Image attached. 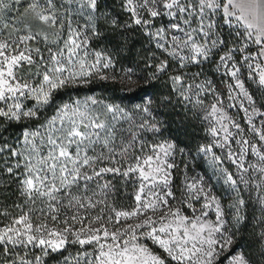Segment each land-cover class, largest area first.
Returning <instances> with one entry per match:
<instances>
[{"label":"snow or ice","instance_id":"obj_1","mask_svg":"<svg viewBox=\"0 0 264 264\" xmlns=\"http://www.w3.org/2000/svg\"><path fill=\"white\" fill-rule=\"evenodd\" d=\"M94 80L143 102L56 104ZM253 204L264 244V0H0V264H252Z\"/></svg>","mask_w":264,"mask_h":264},{"label":"trees","instance_id":"obj_2","mask_svg":"<svg viewBox=\"0 0 264 264\" xmlns=\"http://www.w3.org/2000/svg\"><path fill=\"white\" fill-rule=\"evenodd\" d=\"M109 4H112L114 0H107ZM147 45L144 43L142 37H135L128 45L129 51H126L121 57L122 66L127 67L130 61L139 62L144 48ZM151 91L157 92V94L166 93L167 88L164 82H157L156 88L151 89ZM128 95L126 90H122V86L118 82L104 81V80H94L93 83L87 87L68 89L65 92L56 94V104L59 105L60 102L66 101L67 98H84L87 96H94L97 98H103L107 100H113L117 103H121L124 106L132 107L135 104L142 103L138 97L134 99L125 98ZM143 96V93H140ZM51 111H46L45 115H51ZM171 135L177 139L181 145L185 142L197 143L203 137L204 133L200 132L199 125L190 126L189 122L184 120L182 115H176L175 113L171 117ZM20 126L14 125L9 132V135L18 134ZM195 133V136L193 135ZM247 245V242H244ZM245 254H249L248 251L244 249ZM254 255L253 251L250 255ZM55 264V261H53Z\"/></svg>","mask_w":264,"mask_h":264},{"label":"rangeland","instance_id":"obj_3","mask_svg":"<svg viewBox=\"0 0 264 264\" xmlns=\"http://www.w3.org/2000/svg\"><path fill=\"white\" fill-rule=\"evenodd\" d=\"M69 98H67L66 101L60 102L59 104L69 102ZM196 142L203 143L205 141L200 138V140H197ZM252 159L254 160L255 157H252ZM205 167H207V165H205ZM208 176H212V170L210 168L208 169ZM213 183L218 194H222V202L225 204L230 203L231 201L229 200L228 195L224 192V186L215 180H213ZM246 213L247 219L245 220V223L240 226V231L237 234L234 247L236 248L237 252H244V249L248 251L249 254L246 255L250 257L252 264H264V244H261L257 236L258 226H256V217L260 215L258 206L255 204L249 206L246 209ZM245 241L247 242V245H244ZM148 243L150 246H152L151 242ZM152 247L156 252L162 253V250L155 248V246ZM72 251H75V249L73 248ZM251 251H253L254 255H250Z\"/></svg>","mask_w":264,"mask_h":264}]
</instances>
